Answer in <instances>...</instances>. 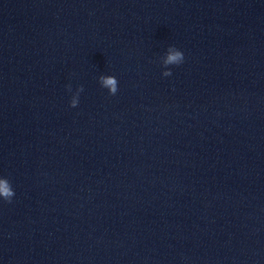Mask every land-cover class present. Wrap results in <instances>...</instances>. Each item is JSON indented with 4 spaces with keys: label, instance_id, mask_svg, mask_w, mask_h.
Here are the masks:
<instances>
[{
    "label": "clouds",
    "instance_id": "obj_1",
    "mask_svg": "<svg viewBox=\"0 0 264 264\" xmlns=\"http://www.w3.org/2000/svg\"><path fill=\"white\" fill-rule=\"evenodd\" d=\"M184 61V54L178 50L175 46H170L167 49L165 56L162 58V66L165 69L162 73L163 76H171L172 72L169 68L170 65H180ZM99 83L102 88H106L110 95H115L118 91V81L116 77L112 75H101L99 77ZM68 90L71 91V86H67ZM83 91V86L77 88L76 94H74L70 100V107H76L78 105L79 93ZM14 190L11 186L10 181L7 178H0V197L4 201L11 203L12 197L14 196Z\"/></svg>",
    "mask_w": 264,
    "mask_h": 264
}]
</instances>
